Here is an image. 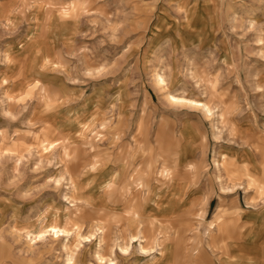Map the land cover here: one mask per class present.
I'll use <instances>...</instances> for the list:
<instances>
[{
    "label": "rangeland",
    "instance_id": "rangeland-1",
    "mask_svg": "<svg viewBox=\"0 0 264 264\" xmlns=\"http://www.w3.org/2000/svg\"><path fill=\"white\" fill-rule=\"evenodd\" d=\"M261 206L264 0H0V264H257Z\"/></svg>",
    "mask_w": 264,
    "mask_h": 264
},
{
    "label": "crops",
    "instance_id": "crops-1",
    "mask_svg": "<svg viewBox=\"0 0 264 264\" xmlns=\"http://www.w3.org/2000/svg\"><path fill=\"white\" fill-rule=\"evenodd\" d=\"M198 168L196 167V172H198ZM185 182H182L181 183V187L179 188V187H175V189H172V193H174L175 192V190L177 191V192H180V191H182V188L183 187H185L184 184ZM175 185H178L177 183H175ZM169 189V188H168ZM168 189H166V190H168ZM171 198V197H170ZM168 199V198H167ZM173 203V202H172ZM172 203H170V206L168 205V206H164V207H162V206H160V203H158L157 202V205H155V204H152L151 205V210L152 211H154L153 212V216L152 217H154V218H157L159 221H160V219H159V212L160 211H162L164 214H170L171 213V211L172 210H170L173 206H171L172 205ZM159 204V205H158ZM184 205H186V203L184 204ZM188 205H190V204H188ZM167 212V213H166ZM253 214L255 215V217L257 218V219H255L256 220V222H262V221H264V206H261V207H259L258 208V210H254L253 211ZM249 216H251V215H249ZM252 219H254V217H252ZM168 219H167V223H168ZM126 222H129L128 221V219L126 220ZM138 223H140V221L139 222H136V226H137V224ZM169 224V223H168ZM221 223H219V221L216 223V225L218 226L217 228L215 227V235L217 236V238L218 239H226V238H229V241H228V243L226 244V246H227V248H232L234 251H238V249H237V245L239 244L238 242V240H236V238H235V230H234V228H226V229H223L222 230V226L220 225ZM251 232V225L249 224V222H248V226H245V229L243 228L239 233L241 234V235H246V233H250ZM231 234V235H233V237L232 238H230V237H228L227 236V234ZM243 240V242H242V244H241V246H242V250H245V251H247V252H249L248 251V249H250L249 248V242H251L249 239H245V238H243L242 239ZM219 241V240H218ZM238 241V242H237ZM255 244V243H254ZM258 244V243H257ZM247 253H245L244 252V255H246ZM172 255H174V251H173V254ZM257 256H258V254H257ZM256 256V257H257ZM262 256H264L263 255V253L262 252H260L259 253V256L257 257V260L255 259V260H253L254 262L255 261H257L258 263L257 264H262V263H260V261H262V260H260L261 258H262ZM244 257V256H243ZM242 257V258H243ZM258 260H260V261H258ZM248 264H256V263H249L248 262Z\"/></svg>",
    "mask_w": 264,
    "mask_h": 264
},
{
    "label": "bare ground",
    "instance_id": "bare-ground-1",
    "mask_svg": "<svg viewBox=\"0 0 264 264\" xmlns=\"http://www.w3.org/2000/svg\"><path fill=\"white\" fill-rule=\"evenodd\" d=\"M156 79H157V83L159 84V85H162L164 82H165V79H164V77H163V75L161 74V73H157L156 74ZM170 101L171 102H179V101H181L182 99L183 100H185L186 98H184V97H180V96H177V95H170ZM181 99V100H180ZM187 101H188V99H186ZM191 101H194L195 103V106L196 107H200L203 111H205V112H207L208 114H211L212 113V111H211V108L209 107V105H208V103L206 102H203V101H199V100H191ZM56 150V149H55ZM117 177H118V173H116V172H114V173H112L111 175H109V177L107 178V180H105L104 181V186H105V188H109V186H113V185H115V184H117ZM104 188V187H103ZM128 211V214H127V217H126V220L128 219V221L130 222V224H132V226L134 227L135 226V228L137 227L135 224H136V222H138V220L142 217V215L138 212V211H135V210H133V209H130V210H127ZM154 218V217H153ZM128 222V223H129ZM67 230V229H66ZM66 230L64 229V228H60V227H58V226H51L49 229H45V231L43 230V231H41V232H39L37 235H36V237H38L39 238V240L40 239H42V238H44L45 237V235H46V232L47 231H51V232H53V234L55 235V237H59V236H61V234H64V232H66ZM142 230V229H141ZM69 231V230H68ZM140 231V230H139ZM70 232V231H69ZM142 233H143V231H142ZM137 234H139V233H137ZM138 236V235H137ZM137 236L136 235H134V236H132V237H130L131 238V242H133V241H138V238H137ZM141 236H144V234L143 235H141ZM140 239H141V237H140ZM139 239V240H140ZM145 239V238H144ZM88 241H89V239H87ZM145 240H140V244L141 243H143ZM156 244V243H155ZM142 246V245H141ZM140 246V247H141ZM155 246V245H154ZM145 249V247H143L142 246V250H144ZM148 249H150V248H148ZM121 250L123 251V252H128V250H129V246H127V247H121ZM97 257H99L101 260H102V258L99 256V254H98V256ZM103 259H105V258H103ZM71 260V259H70ZM100 261V260H99ZM109 261V260H108ZM106 262V261H105ZM111 262V264H114L115 263V261L114 260H111L110 261Z\"/></svg>",
    "mask_w": 264,
    "mask_h": 264
}]
</instances>
